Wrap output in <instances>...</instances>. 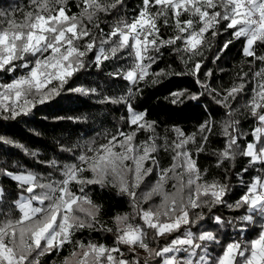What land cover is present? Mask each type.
Here are the masks:
<instances>
[{
  "label": "snow or ice",
  "instance_id": "1",
  "mask_svg": "<svg viewBox=\"0 0 264 264\" xmlns=\"http://www.w3.org/2000/svg\"><path fill=\"white\" fill-rule=\"evenodd\" d=\"M123 4L124 0H79L80 11L69 15L68 0H28L27 10L13 9L11 14L0 10V75L11 74L0 81L2 120L29 116L38 105L54 102L64 91L82 96L97 94L96 88L66 86L89 65L99 70L108 62L132 61L130 67L108 73L132 85L127 95L104 96L98 101L122 104L129 131L105 133L103 143L92 140L75 146L81 149L79 152L61 148L62 152L72 153L67 157L69 162H47L59 171V180L45 182L44 177L31 171L0 169V175L16 182L19 189L10 208L0 209V264H41L42 257L65 249L68 254L60 264H264V55L256 50L264 45V0H141L135 16L118 19L105 32L100 27V15H108ZM17 11L20 20L16 19ZM5 21L7 26H2ZM162 27L171 28L172 34L165 36ZM222 33L229 38L217 47L213 62L235 40L242 41L245 57L261 65L252 71L254 87L242 106L252 118L247 133L241 131L233 102L249 91V73L238 74L239 82L223 92L202 79L214 75L204 70V53ZM164 49L177 54L184 71H171V65L169 70H153L163 58ZM184 75L193 77L201 91H169L166 100L177 105L185 98L198 101L207 94L225 110L220 131L222 147L212 152L217 157L216 167L226 163L235 167L237 157H241L247 160L248 166H242L245 174L256 170L250 180L241 179L244 191L234 203L227 200L230 185L206 180V170L195 158L208 151L216 134L214 119H205L191 134L173 128L175 138H165L163 144H158L155 121L148 120L146 112L137 111L129 102L133 88L141 82L159 85L165 78ZM144 131L151 135L137 141ZM0 143L14 141L0 135ZM190 145H195V152ZM14 146L28 151L22 144ZM161 148L170 154L171 162L166 167L158 158ZM236 174L240 175L239 171ZM142 184L150 185V189L138 196L136 190ZM88 185L118 187L129 197L134 216L115 215V227L101 222L102 205L87 194ZM4 193L0 188V203L7 199ZM153 196H159L160 203L143 207ZM217 206L243 209L245 214L238 216L242 225L256 224L259 218L255 238L227 242L219 238L217 231H194L206 220L221 227L225 224L220 215H212ZM14 211L18 213L15 216ZM137 217L140 222L133 223ZM85 229L113 233V245L85 244L75 239ZM167 237L171 239L160 246V238ZM210 245L220 248L214 257L209 253ZM121 246L131 255L126 256ZM137 249L145 253L142 258Z\"/></svg>",
  "mask_w": 264,
  "mask_h": 264
},
{
  "label": "trees",
  "instance_id": "2",
  "mask_svg": "<svg viewBox=\"0 0 264 264\" xmlns=\"http://www.w3.org/2000/svg\"><path fill=\"white\" fill-rule=\"evenodd\" d=\"M79 0H68L69 15L78 13L80 9L77 7ZM28 0H0V10H4L9 14L13 9L23 8L27 10ZM141 7V0H124V4L113 10L110 14H101L99 18L100 27L105 32L109 31L110 26L118 19L124 18L130 20L138 13ZM156 11V9H153ZM3 18H0L2 20ZM16 19H22L19 11L16 12ZM2 26H7L6 21ZM91 27V25H89ZM95 32V29H93ZM162 32L165 36L171 35V28L164 29ZM227 34H221L212 41L211 49L205 50L204 63L206 64L205 71L211 70L213 76L206 79L211 87L223 92L233 83H238L237 76L243 73H249L246 78L249 81L247 87L248 92L241 95L237 101L233 102V107L238 109L237 118L241 123V131L247 133L252 127V118L248 116L245 109L242 107L247 98L250 96V89L254 87L252 81V71H256L261 66L259 63L253 64L252 58L245 57L242 50V41H233L227 50L220 53V59L214 60L213 54L216 53L220 43L228 39ZM257 54L264 55V45L257 46ZM163 58L158 61L157 65L153 66V70L158 71L161 68L166 70L171 65V71L182 72L185 66L178 58L175 52L170 49H164ZM91 56V54H89ZM131 58L126 61L108 62L106 67L97 69L89 65L80 73L76 74L66 87H90L96 88L97 94L90 96H82L78 93L64 91L60 97H57L54 102H49L44 105H38L33 109L29 116L19 117L15 120L0 119V135L14 141V144H22L28 151L14 146V144L0 143V169H6L13 172L31 171L39 176L48 179L59 180L62 177L58 170L50 167L48 161L53 159L58 160L61 164L69 162L67 157L72 153L62 152L61 148H74L76 152L81 149L76 148L77 145H83L86 141L95 140L97 144L104 142L105 133H111L117 129L129 131L126 127L127 112L122 104L98 103L104 96H126L128 89L132 87L127 81L120 78H114L108 73L116 68H127L131 66ZM251 69V71H250ZM11 74L0 75V81L7 80ZM137 88L139 89L137 91ZM137 88H133L134 95L131 96L129 102L135 106L137 111L146 112L147 119L155 121V135L158 137L157 143L163 144L164 139H169L168 135L175 138L173 128L179 127L187 134L197 131L199 125L205 119L211 117L215 120V135L211 138L208 145V151L201 153L195 158L202 170H206L205 179L209 182L220 181L230 185V192L227 197L229 203H234L236 199L244 191V185L240 183L241 179L248 181L252 176L256 175V170L252 169L248 174L243 172V167H247L246 158L237 157L235 167L230 163H226L224 167L217 168V157L212 155V152L219 150L222 147L223 137L220 135L221 123L224 119V109L217 105L210 96L205 94L198 101H189L185 98L184 103L173 105L165 97L169 91L178 89H188L191 93L201 91L193 77L171 76L165 78L162 84L153 85L150 82H141ZM61 117V118H58ZM71 118V119H70ZM38 133V135H37ZM150 132L144 131L138 134L137 141L146 139ZM250 138V137H248ZM195 149V145L189 146ZM31 152L37 153L36 156L30 155ZM158 158L161 160L162 166H168L171 162L170 154L165 153L161 148ZM243 166V167H242ZM227 168V172H225ZM239 171L240 175L236 173ZM152 182H155L153 178ZM0 188L5 190L4 202L0 203V209L8 210L11 206V201L19 195V189L16 182L9 177L0 175ZM150 185L142 184L137 189V195L149 191ZM73 190L78 191V186L73 185ZM169 190H171L169 185ZM87 194L92 200L102 205L100 220L106 223L107 226L115 227L113 217L117 214H129L130 218L134 216L133 208L129 197L125 193H121L118 187L107 185L101 188L99 185H88L85 188ZM160 203L159 196H153L148 204L142 206L147 208L150 205ZM206 215L207 209L204 210ZM13 212V215H17ZM244 210L233 211L225 206H217L212 210V215H220L225 224L221 227L215 225L212 221H205L200 225L195 226L194 231L198 229H208L217 231L219 238L222 241H244L245 239L255 238L256 232L259 229V221L256 224L242 225L238 221V216L243 215ZM232 221L231 224L227 223ZM133 223H139V218L132 219ZM243 228V231L240 229ZM151 230L148 232L149 239L151 238ZM75 239L81 240L85 244L88 242L104 244L112 246L114 243L113 233L102 230L85 229L76 234ZM166 239L171 237L160 238L159 244L163 245ZM156 247V243L152 244ZM125 251L126 256H130L124 246H121ZM199 251V250H198ZM220 251L216 245L209 246V253L215 256ZM68 254L67 249L59 254L53 253L41 258V264H60L63 257ZM137 255L141 258L145 255L143 250L137 249ZM184 255V254H181ZM154 264V262H153Z\"/></svg>",
  "mask_w": 264,
  "mask_h": 264
},
{
  "label": "rangeland",
  "instance_id": "3",
  "mask_svg": "<svg viewBox=\"0 0 264 264\" xmlns=\"http://www.w3.org/2000/svg\"><path fill=\"white\" fill-rule=\"evenodd\" d=\"M168 137H169L168 140L171 141V140H172V135H168ZM191 150H192L193 152H195V149H194V148H192Z\"/></svg>",
  "mask_w": 264,
  "mask_h": 264
}]
</instances>
